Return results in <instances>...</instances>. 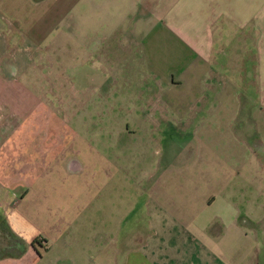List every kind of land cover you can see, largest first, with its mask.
Returning a JSON list of instances; mask_svg holds the SVG:
<instances>
[{"label":"crops","instance_id":"0c3cea01","mask_svg":"<svg viewBox=\"0 0 264 264\" xmlns=\"http://www.w3.org/2000/svg\"><path fill=\"white\" fill-rule=\"evenodd\" d=\"M67 56L80 58V65L89 57L97 58L93 67L108 63L114 79L123 72L116 58L138 56V67L155 86L173 91L196 83L209 69L208 78L226 87L240 82L264 105V0H0V264H264L260 141L246 148L252 176L206 179L208 194L185 201L164 194L163 180L148 178L140 214L125 211L122 218L107 198L96 216L107 224L87 226L91 236L83 252L62 242V233L74 228L61 218L67 211L54 215L45 205L51 202V175L61 185L65 175L114 167L106 157L83 165L81 147L63 140L64 132L20 126L22 119L34 121L27 103L41 86L30 74L48 72L51 58ZM146 91L140 98L150 106ZM118 221L138 227L127 243L115 230ZM75 232L83 233L80 227ZM122 244L129 249L117 262ZM110 247L113 257L105 256Z\"/></svg>","mask_w":264,"mask_h":264},{"label":"rangeland","instance_id":"374dc122","mask_svg":"<svg viewBox=\"0 0 264 264\" xmlns=\"http://www.w3.org/2000/svg\"><path fill=\"white\" fill-rule=\"evenodd\" d=\"M116 59L120 60L117 68L125 73L115 74L114 79L105 69L108 63L92 66L97 58L89 57L85 65L75 56L51 58L48 72L30 74L36 85L41 82L27 103L34 121L19 123L25 131L64 132L63 140L81 147L78 157L85 166L98 157L114 162V167L104 166L94 174L89 169L78 176L65 175L61 185L51 175V202L45 205L54 215L60 209L67 211L61 218L74 232L66 229L61 240L77 253L87 247L83 241L91 236L93 221L95 228L107 224L106 217L96 219L97 209L107 198L123 218L128 211L140 214L148 178L163 180V193L184 201L192 194H208L206 179L236 177L238 172L252 176L255 169L246 161V148L258 141L264 144V105L257 104L242 83L226 87L224 81L208 78V69L192 85L175 91L162 89L138 67V56L126 62L123 56ZM98 60L106 62L105 57ZM229 64L233 65V58ZM145 88L150 106L144 105L146 98H140ZM194 180L197 185L192 187ZM103 182L109 185L104 187ZM58 218L59 214L54 220ZM134 225L133 221L117 222L115 230L122 243L138 230ZM77 227L83 233L75 232ZM50 237L56 244L57 235L50 232ZM128 249L122 244L116 250L117 262L125 259ZM108 253L105 256L113 255L112 247Z\"/></svg>","mask_w":264,"mask_h":264}]
</instances>
